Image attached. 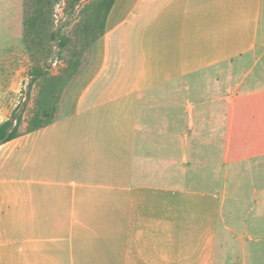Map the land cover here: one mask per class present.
Wrapping results in <instances>:
<instances>
[{"label": "crops", "instance_id": "1", "mask_svg": "<svg viewBox=\"0 0 264 264\" xmlns=\"http://www.w3.org/2000/svg\"><path fill=\"white\" fill-rule=\"evenodd\" d=\"M99 4L68 113L0 145V264L264 261V0Z\"/></svg>", "mask_w": 264, "mask_h": 264}, {"label": "rangeland", "instance_id": "2", "mask_svg": "<svg viewBox=\"0 0 264 264\" xmlns=\"http://www.w3.org/2000/svg\"><path fill=\"white\" fill-rule=\"evenodd\" d=\"M99 2L0 0V122L21 113L23 133L36 114L54 120L68 113L73 92L92 60L96 28L90 27L87 17L99 9L103 16ZM35 67L42 68L43 75L32 83ZM243 204L244 195L224 212L228 227L223 236L229 251L232 246L239 250L229 243L235 235L239 237V230L243 232L236 227L245 218ZM233 257L234 252L223 255L227 263ZM251 262L264 264L256 259Z\"/></svg>", "mask_w": 264, "mask_h": 264}, {"label": "trees", "instance_id": "3", "mask_svg": "<svg viewBox=\"0 0 264 264\" xmlns=\"http://www.w3.org/2000/svg\"><path fill=\"white\" fill-rule=\"evenodd\" d=\"M98 15H96L97 17ZM36 18V17H35ZM94 20V19H93ZM91 19L88 20V22L93 21ZM53 36L54 35L53 33ZM32 83L40 76L43 75V70L40 67H35L32 72ZM52 120H43L38 114H36L32 118V122L30 126L28 127L26 132L34 131L40 127H42L44 124L51 122ZM22 123V114H14L9 119L0 122V145L3 143H6L22 134L20 131V125Z\"/></svg>", "mask_w": 264, "mask_h": 264}]
</instances>
